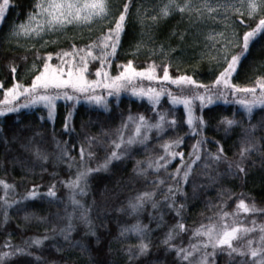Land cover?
Instances as JSON below:
<instances>
[{"label":"snow or ice","instance_id":"6c2138e0","mask_svg":"<svg viewBox=\"0 0 264 264\" xmlns=\"http://www.w3.org/2000/svg\"><path fill=\"white\" fill-rule=\"evenodd\" d=\"M18 7L19 5L14 4L13 0H0V28L4 27L9 11H15ZM132 7L133 0H124L120 5L113 3V0H32L29 10L25 13L26 19L13 23L6 35L0 34V47L10 48L13 44L16 47H22L23 45L19 42L23 40L27 43L26 52L34 50L31 67L22 69L25 75L28 72L33 74V78L28 83L15 79L20 65L15 62L16 57L8 58L7 67L12 80L9 81L10 86L0 80V90H2L0 117L43 107L47 110V120L54 121L57 102L63 100L66 107L71 110L66 111L60 134L69 137L70 140L76 132L73 123L75 110L82 100L110 111L109 98L118 99L122 93H129L139 99L146 98L152 105L155 121L143 114L128 115L115 130V139L110 141L112 150L103 163L96 167L89 166L88 161L94 156L92 147L97 137L85 133V142L79 144L80 159L76 173L74 177L61 181L70 190L69 199L72 204L82 210L80 220L86 228L85 236L95 237L98 248L102 240L97 235V227L89 216L90 209L84 208L76 197L88 195L89 177L93 173L108 171L113 162L128 158L134 147L147 144L152 138L153 131L157 134L156 138L160 139L169 129L175 130L180 123L176 119L175 108L183 106L185 118L182 122L188 126L191 135L200 138L192 146L187 158L183 151L178 150L184 141L183 137L177 135L175 139L165 140L160 145L163 154L154 160L150 159L146 167H141L143 162L137 161L134 169L137 175L147 177L149 169L155 173L163 169L169 182L166 183L160 178L153 180L155 190L139 193L129 201V209L132 214H140L145 210L146 205L150 204L155 212L163 204L175 214L178 218L177 222L165 233L161 243L166 246V251L175 253L179 264H216L218 253L226 254L229 264H232V260L237 256L242 258L238 264H264V225L259 226L260 235L256 240L248 238L249 233L257 231L256 221L253 220L252 227H248L240 219L241 214L251 215L264 212V209L258 208L254 200L249 203L243 193H234L231 188L220 184L217 193L220 203L210 205L217 211L213 217L208 218L209 222L206 224L202 222L199 227L192 229H189L184 222V213L189 199L185 186L188 185L189 178L196 165L202 161V157L204 159L201 166L205 169L203 174L208 177L211 184H217L229 178L246 180L250 171L246 167V161L253 153L259 154L264 160V151H261L264 146L253 139L255 126L245 130L246 135L241 141V149L238 153L239 159L234 161L228 157L223 144L216 140L209 141L204 135L208 121L203 116L204 108L210 107L217 100L227 103L229 95H232L235 98L234 102L242 106L249 115L257 107L264 108V74L257 76L251 86L234 82V79L239 78V72L242 71L241 62L246 58L250 45L257 37L264 38V0H234L228 3H219L218 0H202L201 3H193L192 0H160L148 17L153 22V26L167 20L173 14L181 16L188 14L189 17L195 14L199 20L207 18L213 21L216 17L224 19L234 17V25L245 29L242 33L233 31L229 35L227 32L213 30L205 34V46L200 53L201 60L208 58L209 62L215 61L221 69L211 83L199 82L193 75L180 72L179 65H173L171 62L172 53L176 49L170 45L165 47L163 44L159 48L148 49L151 62L147 67L139 68L132 60H127L125 63H117L118 71L113 75V62L118 60L117 53L121 48L122 38L127 34L126 26L130 21ZM97 25H100V34L83 46H77L73 42L68 49L61 48L58 51L40 53L41 48L58 43L57 39H46V37L66 36L69 26L87 27L91 30ZM180 38L183 40V34ZM71 39L74 41L75 37ZM143 45V41L137 42L133 46L134 51L131 55H138ZM153 56H158L160 62L152 60ZM20 59L27 65L29 59L27 55ZM54 59L56 63L52 62ZM93 64H95L94 68L91 67ZM173 67L177 75L172 74ZM144 82H149V85L145 86ZM169 85L176 86L178 91L173 92ZM165 96L169 97L172 106L169 111L159 110L160 102ZM69 101L72 102L71 105H68ZM197 108L200 114H197ZM40 119L43 122L45 118ZM220 123L225 126L224 130L227 133L238 124V121L224 118ZM42 136L43 133L36 131L22 146L25 150L32 151L36 161L40 162L42 170L46 171L43 166L47 163L49 154L41 151L34 144L35 138ZM19 139L15 130L10 136H6L3 128H0V141L6 145ZM52 139L58 150L56 160L67 162L68 168L71 169L78 163L76 157L71 154L77 145L69 143V140L57 139L54 127ZM208 143L215 144V151L205 147ZM177 159H179L178 165L172 172H167L168 165ZM222 163L227 167L220 172L219 165ZM213 170L215 175L212 174ZM0 186L4 190V196L0 199L5 208L20 203L19 200L10 201L8 198V190H14V184L0 179ZM161 186L164 187L161 188ZM38 188V185H33L22 199H34L41 195ZM196 188L197 185L193 183L194 196ZM157 191L161 192L162 201L155 199ZM43 195L50 198L56 197V185H49L48 191ZM177 197L182 198L184 202L181 203ZM233 197L237 198L235 210L229 212L228 200ZM27 218L26 216L25 219ZM8 219V213L5 210L3 223L7 224ZM162 223L163 213L161 212L157 227H160ZM74 230L71 216H69L66 227L59 230L64 245L56 247L57 252L71 251L73 248L86 254L90 252V246L72 240L71 234ZM53 231L56 230L53 229ZM151 232L152 229L148 225L139 221L120 229V237L135 234L140 241L135 246V250L132 246L127 248L128 264H133V261L148 255L151 248ZM184 232H190L192 241H195L194 243L190 241L188 247H184L182 243L179 245L174 243ZM47 239H50L48 235L35 238L27 243V247L13 245L10 241H6L4 247L8 250L0 251V264H13V259L17 256L33 255L30 248L43 245ZM247 257L251 259H244ZM36 259L39 260V257ZM89 264H100V262L90 259Z\"/></svg>","mask_w":264,"mask_h":264},{"label":"trees","instance_id":"16d2710c","mask_svg":"<svg viewBox=\"0 0 264 264\" xmlns=\"http://www.w3.org/2000/svg\"><path fill=\"white\" fill-rule=\"evenodd\" d=\"M123 2L124 0H113L116 5ZM192 2L201 3L202 0H192ZM218 2L228 3L234 2V0H218ZM13 3L18 4L19 7L15 11H9L4 27L0 28V34L6 35L13 23L22 22L26 19L25 13L29 10L32 0H13ZM159 3L160 0H133V7L130 9V21L126 26L127 34L122 38L121 48L117 53L118 60L113 62L112 74L115 75L118 71L117 63H125L127 60H132L139 68L147 67L151 62L148 49L159 48L163 44L165 47L170 45L176 49L172 53L171 62L173 65H179L180 72L193 75L199 82L211 83L221 69L215 61L209 62L208 58L201 60L200 53L205 46V34L214 30L227 32L231 35L233 31L242 33L245 29L234 25V17L228 19L216 17L215 21L207 18L199 20L195 14H192L191 17L188 14L183 16L173 14L167 20L160 21L153 26V22L148 17ZM246 22L250 23L251 21ZM99 34L100 25L91 30L87 27H70L66 36L46 37V39H57L58 43L49 45L47 48H41L40 53L58 51L61 48L68 49L73 42L77 46H83ZM181 34H183V40L180 38ZM73 37H75L74 41L71 39ZM140 41L144 42L141 51L136 56L131 55L134 51L133 46ZM19 43L23 46L16 47L13 44L10 48L7 46L0 47V80H3L8 86H10L9 81L12 80L7 67V60L10 57H16L15 62L20 65L15 79L28 83L33 78L31 72L25 75V71L22 69L26 70V68L31 67L34 50L26 52V42L21 40ZM25 55L29 57L27 65L20 59ZM151 59L156 60L157 63L160 62L158 56H153ZM52 62L56 63L57 61L54 59ZM241 63L242 71L239 72V78L234 79V82L251 86L257 76L264 74V38L257 37L253 41L246 58ZM91 67L94 68L95 64ZM194 69L195 71H193ZM172 74H178L175 67L172 69ZM144 83L145 86L149 85V82ZM169 87L173 92L178 91L174 85H169ZM0 99H2V90H0ZM234 99L232 95H229L227 103L223 100H217L210 107L203 109V116L208 121L204 135L209 141L216 140L223 144L228 157L235 161L239 159L238 153L241 149V141L246 135V129L255 126L253 139L264 146V108L257 107L249 115L242 106L234 102ZM71 103L69 101L68 105ZM108 104L110 111H105L82 100L75 110L73 123L76 132L70 140L69 137L60 134L66 111L71 110L66 107L63 100L57 102L54 121L47 120V110L43 107L22 110L20 114L10 113L5 117H0V128H3L5 135L10 136L15 130L20 137L18 141L7 145L0 141V179L15 185L14 190H8L9 200L20 201L18 204H12L10 208H5L2 199H0V251L8 250L4 247L6 241H10L13 245L27 247V243L35 238H43L45 235L50 237L44 241L43 245L30 248L33 255L17 256L13 259V264H89L90 259L99 261L100 264H128L127 248L132 246L135 250V246L140 241L135 234L120 237V229L134 225L138 221L152 229L151 248L147 256L140 257L133 261V264H179L175 253L166 251V246L161 243L165 233L177 222L178 218L175 217V214L163 204L155 212L148 204L142 213L132 214L128 204L139 193L154 191L153 180L160 178L164 179L166 183L169 182L163 169L159 173L149 169L147 177L137 175L134 172L137 161H142L141 167H146L150 159L154 160L163 154L160 145L165 140L175 139L177 135L183 137L184 141L178 150L183 151L187 158L192 146L200 138L191 135L188 126L182 122L185 118L183 106H176L175 108L176 119L180 122L175 130L169 129L160 139L156 138L157 134L153 131L152 138L147 144L134 147L128 158L113 162L108 171L93 173L89 177L88 195L76 197L84 208L90 209L89 216L97 227V235L102 240L98 248L95 237L85 236L86 228L80 220L82 210L72 204L69 199L70 190L61 183V181L74 177L76 173L80 159L79 144L85 142V133L97 137V141L93 143L92 147L94 156L88 161L89 166L96 167L103 163L105 157L112 150L110 141L115 139V130L120 127L122 120H126L128 115L143 114L153 121L156 119L152 105L146 98L139 99L129 93H122L118 99L116 97L109 98ZM171 108L169 97H163L159 110L169 111ZM197 114H200L199 108H197ZM41 117L45 118L43 122ZM224 118L238 121V124L227 133L224 130L225 126L220 123ZM53 127L57 139L69 140V143L77 145L71 154L76 157L78 163L71 169L68 168L67 162H58L55 158L58 150L52 139ZM36 131L43 133V136L36 137L34 144L41 151L49 154L48 161L43 166L46 171L42 170L40 162L36 161L32 151L25 150L22 146L28 142L27 138L33 136ZM85 147H87L86 143ZM205 147L212 151H215L216 148L213 143H208ZM261 151H264V147ZM203 159L202 157V161L196 165L188 185L185 186L189 199L184 213V222L189 229L199 227L202 222L208 223V218L215 215L217 209L210 205L220 203L217 195L220 184L231 188L234 193H243L249 203L254 200L258 208L264 209V160L259 154L253 153L246 161V167L250 170L246 180L229 178L217 184H211L208 177L203 174L205 172L201 166ZM178 163L179 159L172 161L168 165L167 172H172ZM226 167V164H220L219 171L223 172ZM212 174L215 175V170ZM193 183L197 185L195 196ZM51 184L56 185L57 195L54 198L43 195L48 191ZM33 185L39 186L38 191L41 195L34 199L23 200L22 197L28 193ZM201 185L206 187H200ZM163 187L161 186V188ZM3 196L4 190L0 186V197ZM155 199L162 201L160 191H157ZM177 199L181 203L184 202L180 197ZM236 202V197L228 200L227 210L229 212L235 210ZM5 210L9 218L7 224L3 223ZM161 212L163 213V223L157 227ZM26 216L27 219H25ZM69 216H71V222L75 228L71 234L72 240L90 246L89 253H82L76 248L71 251H56V247L64 245L59 230L66 227ZM240 219L248 227H252L253 220L256 221L257 231L249 233L248 238L258 240L259 226L264 225V212L251 215L241 214ZM190 241L195 242L192 241L191 233L184 232L174 243L177 245L182 243L184 247H188ZM36 257H39V260ZM241 259V257H235L232 264H238ZM216 264H229V258L224 253H218Z\"/></svg>","mask_w":264,"mask_h":264},{"label":"rangeland","instance_id":"374dc122","mask_svg":"<svg viewBox=\"0 0 264 264\" xmlns=\"http://www.w3.org/2000/svg\"><path fill=\"white\" fill-rule=\"evenodd\" d=\"M70 27H73V26H69V28H70ZM73 28H75V27H73ZM25 44H27V43H25Z\"/></svg>","mask_w":264,"mask_h":264}]
</instances>
